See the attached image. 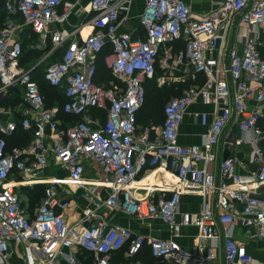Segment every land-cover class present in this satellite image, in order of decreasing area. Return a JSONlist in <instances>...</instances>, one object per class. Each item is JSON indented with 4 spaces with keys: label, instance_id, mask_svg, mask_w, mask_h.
Instances as JSON below:
<instances>
[{
    "label": "built area",
    "instance_id": "built-area-1",
    "mask_svg": "<svg viewBox=\"0 0 264 264\" xmlns=\"http://www.w3.org/2000/svg\"><path fill=\"white\" fill-rule=\"evenodd\" d=\"M1 1L7 19L0 25V264H146L114 256L125 249L124 256L132 258L147 245L166 264H208L212 246L220 244L225 264H264L247 246V240L264 242V55L259 47L264 46V0H218L206 13L193 11L185 0H145L140 13L145 36L139 38L118 32L135 0H89L93 15L72 29L52 24L68 19L76 0ZM87 25L91 31L83 34ZM26 28L38 34L39 47L50 44L42 58L61 50L45 67V79L62 89L63 105L47 104L34 77L37 62L21 64ZM181 40L184 46L174 53L172 44ZM108 43L104 62L119 82L107 87L96 77L98 54ZM159 57L162 67L187 60L194 75L203 73L205 80L170 98L162 125L139 132L146 82L154 77ZM14 87L23 91L22 103L2 110ZM198 97L214 105L213 116L199 113L208 125L201 143L182 144L180 124ZM61 110L75 117L66 120ZM19 127L31 132V139L9 146ZM243 143L252 149L250 167L240 172L243 162L225 152ZM211 162L218 164L216 173ZM156 165L180 184L169 196H136L137 176ZM35 184L45 188L31 209L24 205L22 187ZM79 188L87 189V202L74 216L69 195ZM186 191L201 195L199 209H181ZM112 211L160 218L173 236L195 226L194 246L112 223Z\"/></svg>",
    "mask_w": 264,
    "mask_h": 264
},
{
    "label": "crops",
    "instance_id": "crops-1",
    "mask_svg": "<svg viewBox=\"0 0 264 264\" xmlns=\"http://www.w3.org/2000/svg\"><path fill=\"white\" fill-rule=\"evenodd\" d=\"M192 8L193 11L198 13H206L213 9L218 0H185ZM77 5L74 9L72 15L63 22H55L52 24V28L55 29H72L73 27L83 24L89 20L93 15L91 11L89 0H76ZM145 5V0H135L127 18L120 23L118 27V32H128L133 38H139L145 36L143 27L140 24V13L143 10ZM241 28V27H240ZM241 29H244L243 27ZM240 30V29H239ZM91 31V28L87 25L82 29L83 34H86ZM24 32V31H23ZM238 27H236V33H238ZM263 35H261L262 37ZM178 41L172 44V51L175 53L179 48L177 47ZM260 51L264 55V46H259ZM181 48V47H180ZM184 66H188L191 69V72L194 73L193 67L185 60L184 62H176L175 70H179L180 73ZM180 76V75H179ZM177 76V77H179ZM157 83H159L158 79ZM166 106V105H165ZM214 109L213 104H205L201 97H198L197 100L192 103L184 117L179 127V141L182 144H193L201 143L203 141V134L207 131L208 125H204L200 121L199 113L202 111H207L209 113V118H212V110ZM165 115V111H164ZM165 121V118L162 123L154 125H162ZM239 133V131L237 132ZM217 149V147H216ZM252 147L248 143H243L240 146H236L233 150H226V154L231 153L237 156L242 164L238 165V171H246L249 165V155ZM209 169L215 173L218 171L217 162H211ZM91 174V173H89ZM87 174V175H89ZM91 183L87 181V184ZM177 178L168 170L165 169L162 165H156L153 167H147L139 173L137 176V181L133 183V193L138 196L151 195L153 198L157 199L161 195L169 196L173 188L179 185ZM146 185H152L153 189L151 191L147 190ZM84 189V188H83ZM83 189L79 188L76 191V195H81V192H84ZM85 193V192H84ZM82 194L83 200L82 205L78 206V203H75L74 198L72 199V206L70 207L69 212L74 216L85 206V196ZM202 197L199 193L186 191L182 195L181 209L182 210H197L201 205ZM87 202V201H86ZM75 213V214H74ZM110 221L112 223H120L122 225L128 226L133 229L136 233H141L146 236L153 237H164L169 238L173 237L181 245L187 248H193L195 243V238L198 234V229L195 226L187 225L184 226L180 234L173 236L172 229L168 223H165L160 218H147V219H137L136 217L129 216L125 213L112 211L109 213ZM234 233L240 234V229L238 226L234 227ZM247 246L249 251L258 259H264V242L261 240H247ZM148 248V245L146 246ZM146 248L144 252L146 251ZM206 252H209V246H207ZM211 257L208 260V264H225V259L223 255L222 245L212 246ZM142 261V260H140ZM147 264H164V262L153 261Z\"/></svg>",
    "mask_w": 264,
    "mask_h": 264
},
{
    "label": "trees",
    "instance_id": "trees-1",
    "mask_svg": "<svg viewBox=\"0 0 264 264\" xmlns=\"http://www.w3.org/2000/svg\"><path fill=\"white\" fill-rule=\"evenodd\" d=\"M7 19V12L5 9V4L3 1L0 0V25H2L3 23H5ZM22 38H23V56L21 59V64L23 66L26 67H30L34 64H31L30 61L27 60V54H31V53H38L41 56H43L44 51L46 50V48H48L50 46V44L46 47H39L38 42H39V38H38V34L33 32L30 28H26L24 30V32L22 33ZM27 46V48H26ZM184 46V41H178L177 47H183ZM109 51H111V44H107L102 51L98 54V73H97V77L96 80L104 83L105 86H111V82H116L118 83L119 80L117 79V77L115 75H113V73L111 72V70L109 68H107V66L105 65L104 62V56L106 53H108ZM61 54V50L57 51L56 54L54 56H51L50 59L51 61L53 59H56L60 56ZM39 70V67H35L34 70V77L35 79L38 81L40 89L42 91V93L45 95L46 98V91L47 90H53L54 92H57V94L54 95V101L53 102H49L46 98V102L48 105H53L55 103H58L60 105H63L64 101H65V95L63 93V91H59L60 89H58L57 87L51 85L46 79H45V71L42 75V85L38 79V75L37 72ZM158 71H160V67L158 65V62L156 63V73L154 75L153 78L148 79V81L146 82V100L145 103L142 107V109L139 111L138 113V124L140 122V124L142 125L141 129H138V131L140 132L142 130L143 127L151 125V124H160L163 122L165 115H164V111H165V106L163 104V99L164 96H166L168 90L170 89L171 85H164V89L158 88V87H154L153 89H149L148 84L153 80L154 82H156L157 84V73ZM198 76H200L202 78V80L199 82V84L203 83V81L205 80V75L203 73H198ZM196 83V81L191 82V84ZM45 87H47L48 89L46 90ZM17 87L11 88V89H16ZM62 90V89H61ZM58 91L60 93H58ZM159 93V94H158ZM154 94H158V95H154ZM10 98V97H9ZM9 98L4 102L6 103L7 101H9ZM95 114H100L103 115L105 114L104 111H96L94 110ZM61 117H63L66 120H71L73 117V115H69V114H65L62 110L60 113ZM260 124L264 129V115L262 116L261 120H260ZM31 132H25L21 127L18 128V130L14 133L13 136L8 138V144L9 146L15 145V144H19V145H23L25 143H27L30 139V134ZM25 135L26 136V142L23 141L21 142L20 137ZM29 139V140H27ZM262 149L264 150V139L262 140V142L260 143ZM44 188L45 185L44 184H35L33 187H29V186H23L22 190H26L29 192V195L34 198L31 199L29 202V207L32 209L34 208L38 202H40V200L43 197L44 194ZM38 191L40 194H38ZM38 194L40 200L36 201L35 199L38 198V196L36 195ZM124 250L122 249L120 251H117L114 258L117 261H128V260H142V262L144 263H149L151 262L149 259L152 258L154 259V261H156L157 259L152 255L151 250L148 248H146V251L143 253L138 254L135 257L132 258H126L124 256ZM158 261V260H157ZM161 262V261H159ZM166 264V263H164Z\"/></svg>",
    "mask_w": 264,
    "mask_h": 264
},
{
    "label": "rangeland",
    "instance_id": "rangeland-1",
    "mask_svg": "<svg viewBox=\"0 0 264 264\" xmlns=\"http://www.w3.org/2000/svg\"><path fill=\"white\" fill-rule=\"evenodd\" d=\"M26 48H27V46H26ZM161 58L162 57H159V59H158V65L160 67V71H158L157 77H156V79H158L159 83L156 84V82H154L152 80L148 84V87H149V89L150 88L153 89L154 87H158V88L161 87V89H164V88H162V87H164V85H167V86L171 85L170 89L168 90L166 96H164V99H163V104L165 106L171 97L181 95L186 88H188L192 85L191 82L196 81V83H199L202 80V78L198 75H194V73H192L190 70L191 68L188 66H184L181 73L179 70L174 69L175 68L174 65L169 66V67H162V66H160V63L162 60ZM27 60L30 61L31 64H34L35 62L38 63V65L35 67H39L37 75H38V79L41 83L42 75L45 71V67L51 61L50 57L42 58V56L38 53H31V54H27ZM177 76H179V77H177ZM41 85H42V83H41ZM45 89L47 90L48 88L45 87ZM59 91H62V90L60 89ZM59 91H58V93H60ZM45 93H46V98L49 102H53L55 100L54 95L57 94V92H54L53 90H47ZM158 94H154V95H158ZM22 97H23V91L20 88L11 89L9 101L2 104L1 109L2 110H8L9 108H13L12 110H16L15 108L19 107V105L22 103ZM141 127H142V125L139 122V129H141ZM25 138H26L25 135L21 136L20 137L21 142H23V141L26 142ZM29 139H31V136ZM29 139H27V140H29ZM87 173L89 174L90 171ZM33 186L29 185V187H33ZM83 191L87 192V189H83ZM84 192H81V195H79V196H77L76 193L71 194V197L74 198V200H75L74 202L78 203L79 207H80V205H82L81 204L82 200H83L82 194ZM38 194H40L39 191H38ZM38 194H36V195L38 196ZM22 196H23L22 198H23V202H24L25 206H27L29 204L31 199H34L29 195V192L26 190L23 191ZM35 200L39 201L40 200L39 196ZM85 203H86V201H85ZM149 260L151 262L154 261V259H152V258H150Z\"/></svg>",
    "mask_w": 264,
    "mask_h": 264
},
{
    "label": "bare ground",
    "instance_id": "bare-ground-1",
    "mask_svg": "<svg viewBox=\"0 0 264 264\" xmlns=\"http://www.w3.org/2000/svg\"><path fill=\"white\" fill-rule=\"evenodd\" d=\"M90 182V181H89Z\"/></svg>",
    "mask_w": 264,
    "mask_h": 264
}]
</instances>
